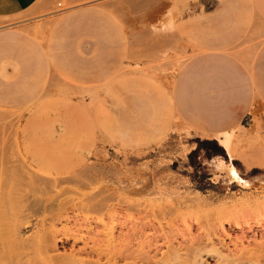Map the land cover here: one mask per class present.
<instances>
[{
    "label": "rangeland",
    "instance_id": "374dc122",
    "mask_svg": "<svg viewBox=\"0 0 264 264\" xmlns=\"http://www.w3.org/2000/svg\"><path fill=\"white\" fill-rule=\"evenodd\" d=\"M197 1L36 0L31 14L1 20L25 22L27 31L30 22L39 24L33 33L47 49L61 16L78 5L101 4L116 11L120 43L117 63H103L96 80L84 79L75 35L64 60L49 57L31 78L30 100L0 103V207L7 208L5 214L0 209V239L11 254L21 247L13 238L27 233L33 239L24 251H35L32 243L48 245L55 258L73 256L84 264H163L170 251L179 257L169 264H218L221 253L211 254L212 246H223L231 258L240 248L238 254L253 256L264 244V96L241 124L211 134L191 133L173 108L174 75L200 51L174 44L180 37L175 20ZM213 5L245 6L250 22L253 9L259 11L256 40L264 43V0ZM252 35L253 29L246 31V38ZM159 36L170 44H159ZM2 67L5 79L17 75L11 63ZM226 141L236 155L227 152Z\"/></svg>",
    "mask_w": 264,
    "mask_h": 264
},
{
    "label": "crops",
    "instance_id": "0c3cea01",
    "mask_svg": "<svg viewBox=\"0 0 264 264\" xmlns=\"http://www.w3.org/2000/svg\"><path fill=\"white\" fill-rule=\"evenodd\" d=\"M35 1L0 0V22L20 13L21 17L31 14ZM213 4L214 0L189 2L175 20L180 37L174 44L200 46V51L179 67L171 89L176 114L195 135L223 132L241 124L252 109L260 107L264 96V43L256 40L260 37V12L253 9L250 22L247 15L251 12L245 6ZM125 9L134 13V6L126 5ZM161 9L159 6V14ZM115 12L101 4L78 5L53 25L47 49L33 33L39 24L30 22V31L25 22L0 24V70L7 62L17 71V75L6 79L0 75V103L19 106L30 100L31 78L45 68L49 57L64 60L69 55L66 45L75 35L79 77L100 78L103 63L110 67L118 60L119 33L112 16ZM249 29H253V35L246 38ZM126 33L128 36V30ZM160 40L161 36L159 44H170ZM244 43L249 44L240 46ZM141 45H145L144 37Z\"/></svg>",
    "mask_w": 264,
    "mask_h": 264
},
{
    "label": "bare ground",
    "instance_id": "6f19581e",
    "mask_svg": "<svg viewBox=\"0 0 264 264\" xmlns=\"http://www.w3.org/2000/svg\"><path fill=\"white\" fill-rule=\"evenodd\" d=\"M230 141V140H229ZM228 141V142H229ZM228 142L226 141L225 142V149L227 150V152L230 154V156H232V155H236L235 153H234V151H235V149H233V148H235L234 146H233V144L231 143V145H230V143L228 144ZM230 145V146H229ZM230 148H232V150H234L233 151V153H232V150L230 149ZM257 148H258V146H257ZM261 154V153H260ZM251 157V156H250ZM246 158V157H245ZM249 159V158H248ZM246 161H247V159H246ZM232 172H234V173H236L235 172V170H233L232 169ZM33 190V189H32ZM77 193V192H76ZM3 194V193H2ZM1 195V194H0ZM25 195V194H24ZM39 195V194H38ZM33 196V195H32ZM2 198V200H4V198H3V196L1 197ZM0 198V199H1ZM40 198V197H39ZM49 199V198H48ZM96 199V198H95ZM2 200H0V201H2ZM23 200H24V198H23ZM28 200V199H27ZM35 200V199H34ZM22 201V200H21ZM26 201V200H25ZM28 201H30V200H28ZM65 201V200H64ZM2 202H4V201H2ZM22 202H24V201H22ZM31 202V201H30ZM29 202V203H30ZM88 202V201H87ZM98 202V201H97ZM25 203V202H24ZM26 203H27V201H26ZM25 203V204H26ZM51 203V202H50ZM22 204V203H21ZM38 204V203H37ZM42 204H45V201H44V203H42ZM82 204V203H81ZM80 204V205H81ZM94 204H97V203H94ZM1 205H4V204H2L1 202H0V206ZM99 205V204H98ZM26 206V205H25ZM27 206H28V203H27ZM33 206V205H32ZM35 206V205H34ZM38 206H39V204H38ZM77 206V205H76ZM75 206V207H76ZM2 207H4V206H2ZM21 207V206H20ZM48 207H50V206H48ZM29 208V207H28ZM51 208V207H50ZM0 209H1V207H0ZM4 209H7V208H5L4 207ZM3 208L1 209V211L2 210H4ZM36 209H39V207L38 208H36ZM107 209V208H106ZM28 210V209H27ZM79 210V209H78ZM10 211V210H9ZM19 211H20V209H19ZM29 211V210H28ZM42 211H43V209H42ZM7 213H6V215L7 214H9L8 213V211H6ZM23 212H25V211H23L22 210V213L21 212H18L19 214L21 213V214H24ZM31 212V211H30ZM38 212V211H37ZM43 212H45V211H43ZM2 214H5V211L3 212H1ZM12 213V212H11ZM17 213V212H16ZM26 213V212H25ZM36 213V212H35ZM39 214H40V212H38ZM37 213V214H38ZM49 213V212H48ZM27 214V213H26ZM29 215V214H28ZM34 215V214H33ZM49 215V214H48ZM2 216V215H1ZM1 216H0V218H1ZM17 216V215H16ZM21 216V215H20ZM25 216V215H24ZM30 216H32V215H30ZM18 217V216H17ZM17 217H16V219H17ZM22 217V216H21ZM21 217H19L20 219H23V218H21ZM29 216H27V218H28ZM15 217H13V219H14ZM27 218L25 219V220H27ZM51 218V217H50ZM49 218V219H50ZM11 219V218H10ZM29 219V218H28ZM4 220V219H3ZM47 220V219H46ZM1 221L2 220H0V223H1ZM18 220H16V222H17ZM29 221L31 222V220L29 219ZM29 221H27V222H29ZM33 221V220H32ZM35 221V220H34ZM33 221V222H34ZM53 221V220H52ZM15 222V223H16ZM21 222V221H20ZM27 222H26V224H27ZM29 222V223H30ZM50 222V221H49ZM2 223H3V221H2ZM22 223V222H21ZM25 223V222H24ZM28 223V224H29ZM32 223V222H31ZM43 223V222H42ZM45 223V222H44ZM80 223V222H79ZM9 224V223H8ZM11 224V223H10ZM36 224V223H35ZM46 224H47V221H46ZM6 225V224H5ZM34 225V224H33ZM42 225H44V224H42ZM51 225V224H50ZM79 225V224H78ZM9 226V225H8ZM22 225H20V227H21ZM32 226V225H31ZM35 227H36V225H34ZM1 227V226H0ZM10 227V226H9ZM18 227H19V225H18ZM20 227L18 228V229H16L17 230V232L18 233H23V231L22 232H19L18 230L20 229ZM45 227H47L48 228V226H45ZM11 228V227H10ZM9 228V229H10ZM23 228V227H22ZM29 228V227H28ZM1 230H3V229H1ZM11 230H13L12 228H11ZM23 230V229H22ZM31 230V229H30ZM48 230V229H47ZM27 231V230H26ZM3 232V231H2ZM1 232V233H2ZM28 232V231H27ZM30 232H32V231H30ZM0 233V234H1ZM13 233V232H12ZM15 234H16V231L14 232ZM36 233V232H35ZM34 233V234H35ZM38 233V232H37ZM46 233V232H45ZM52 233V232H51ZM28 234V233H27ZM26 234V235H27ZM2 235V234H1ZM10 235H12V234H10ZM17 235V234H16ZM22 235H24V233L22 234ZM26 235H25V237H26ZM30 236H31V233L29 234ZM36 235V234H35ZM44 235V234H43ZM6 236H8V234L6 235ZM30 236H28V237H30ZM164 236V235H163ZM10 237V236H9ZM13 237V236H12ZM14 237H16V236H14ZM25 237H22V236H20L18 239L17 238H13L12 240L14 241V242H11L14 246H17L16 245V243H18V242H20V248H15L16 250H17V252H15L14 250H13V248H12V250H13V252H12V254H11V252H9L8 250H6V244L5 243H3V242H1V239H0V264H39L40 262V264H78V262L80 261L81 262V264L83 263L84 264V262L86 263V261H84V262H82V260H85V259H82L81 260V258H77L76 256V258H74L72 255V257L71 258H67V256L66 257H61V255L59 256V258H55L54 256H52V254H49V246L48 245H45V246H43V244H42V240H41V246L40 245H36V244H34V243H32V245H34L37 249V251L35 250V247L33 248V247H31V246H28V247H31L33 250H35V251H32V250H30V248L28 249V251H27V249H26V251H24L25 250V248L27 247L26 246V244L27 243H29V241L31 240V239H33V238H31V239H28V238H25ZM45 237H47V235H45ZM43 237H41V239H42ZM54 238H55V236H54ZM163 238V237H162ZM8 239V238H7ZM16 239V240H15ZM50 239V238H49ZM241 239H243V237L242 238H240V241H242ZM10 240V239H9ZM34 240H36V239H34ZM33 240V241H34ZM208 240V239H207ZM4 241V240H3ZM32 241V240H31ZM37 241V240H36ZM190 241V240H189ZM193 241V240H192ZM221 241V240H220ZM25 242H26V244H25ZM43 242H44V244L46 243L45 241H44V239H43ZM219 242V241H218ZM264 242V241H263ZM15 243V244H14ZM49 243H50V241H49ZM233 243H235V242H233ZM7 244H9V243H7ZM12 244H10L11 246H12ZM23 244H25V245H23ZM47 244V243H46ZM193 244H194V242H193ZM256 244V243H255ZM263 244V243H262ZM50 245V244H49ZM214 245V244H213ZM264 245V244H263ZM263 245L262 246H258L257 248H258V250L255 252V253H257V254H260L261 252H262V254H264V247H263ZM13 246V247H14ZM189 246V245H188ZM194 246V245H193ZM215 246H216V244H215ZM218 246V245H217ZM217 246L215 247V248H217ZM221 246V245H220ZM219 246V247H220ZM18 247V246H17ZM50 247H51V245H50ZM197 247V246H196ZM208 247V246H207ZM218 247V248H219ZM221 247H223V246H221ZM221 247H220V249H214L213 250V246L211 247V249H212V251H211V249H209L210 250V252H213V253H211V254H213L214 255V253H216V257H218V255H220L219 253H221V255L219 256V259L218 258H216V260L218 261H220L221 262V264H261V259L264 257V255L262 256V255H259V257L257 256V254H255L254 253V255L253 256H257L258 258H255V257H253L252 256V254L253 253H251V251H249L250 250V248H248L249 250H247V251H249L251 254H249L248 252L247 253H243L242 252V254H238V253H240L241 252V248L238 250V252L237 253H235V254H233V255H235V256H233V257H231L230 258V256H232V253H230V254H228L227 255V253L226 254H224L222 251H221ZM228 247V246H227ZM235 247V246H234ZM262 247V248H261ZM253 248V247H252ZM261 248V249H260ZM18 249H19V251H18ZM24 249V250H23ZM90 249V248H89ZM196 249V248H195ZM236 249V248H235ZM253 249H255V248H253ZM83 250V249H82ZM224 250V249H223ZM227 250V249H226ZM30 251H32V252H30ZM80 251V250H79ZM157 251V250H156ZM215 251H217V252H215ZM246 251V250H245ZM253 251V250H252ZM258 251H260V253L258 252ZM95 252V251H94ZM171 252L172 251H170V254H171ZM177 251H173L172 252V254L170 255V254H168L169 256H167V258L165 259V261H163L165 264H167L168 263V261L170 262V260H174V259H176V258H178L179 257V254L178 253H176ZM209 252V253H210ZM232 252V251H231ZM235 252V251H234ZM254 252V251H253ZM78 253V252H77ZM86 253V252H85ZM98 253V252H97ZM162 253V252H161ZM218 253V254H217ZM72 254V253H71ZM88 254V253H87ZM167 254V253H166ZM208 254V253H207ZM74 255V254H73ZM152 255V254H151ZM183 255V254H182ZM230 255V256H229ZM249 255V256H248ZM62 256H64V255H62ZM88 256V255H87ZM147 256V255H146ZM170 256H172V257H170ZM261 256H262V258H261ZM61 257V258H60ZM150 257V256H149ZM162 257H165V255L164 256H162ZM169 257V258H168ZM200 257V256H199ZM181 258V257H180ZM37 259H39V263L37 262ZM152 259V258H151ZM167 259H169L168 261H167ZM189 259V258H188ZM79 260V261H78ZM162 260V259H161ZM192 260V259H191ZM152 261V260H151ZM177 261V260H176ZM182 261V260H181ZM79 262V263H80ZM158 262V261H157ZM156 262V263H157ZM160 262V261H159ZM158 262V263H159ZM185 262V261H184ZM197 262V261H196ZM195 262V264H197ZM220 262H217L218 264H220ZM88 263V262H87ZM163 263V264H164ZM172 263H174V262H172ZM187 263V262H186ZM193 263H194V261H193ZM148 264V263H147ZM162 264V263H161ZM169 264V263H168ZM182 264H183V261H182ZM189 264H191V263H189ZM199 264V263H198ZM200 264H201V262H200ZM262 264H264V258L262 259Z\"/></svg>",
    "mask_w": 264,
    "mask_h": 264
}]
</instances>
